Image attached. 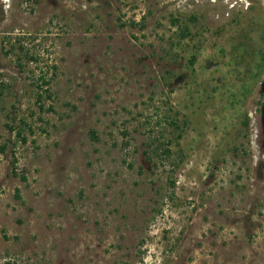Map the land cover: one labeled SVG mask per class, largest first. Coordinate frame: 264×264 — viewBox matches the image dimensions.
<instances>
[{
	"label": "rangeland",
	"instance_id": "rangeland-1",
	"mask_svg": "<svg viewBox=\"0 0 264 264\" xmlns=\"http://www.w3.org/2000/svg\"><path fill=\"white\" fill-rule=\"evenodd\" d=\"M1 147L0 264H264V0H0Z\"/></svg>",
	"mask_w": 264,
	"mask_h": 264
},
{
	"label": "trees",
	"instance_id": "trees-1",
	"mask_svg": "<svg viewBox=\"0 0 264 264\" xmlns=\"http://www.w3.org/2000/svg\"><path fill=\"white\" fill-rule=\"evenodd\" d=\"M0 151L2 152L3 151V147L0 148ZM24 179V178H23Z\"/></svg>",
	"mask_w": 264,
	"mask_h": 264
}]
</instances>
